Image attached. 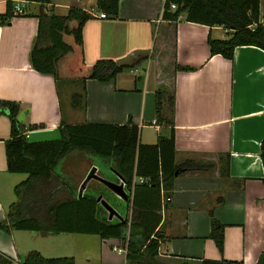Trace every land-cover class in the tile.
<instances>
[{
    "label": "crops",
    "instance_id": "crops-1",
    "mask_svg": "<svg viewBox=\"0 0 264 264\" xmlns=\"http://www.w3.org/2000/svg\"><path fill=\"white\" fill-rule=\"evenodd\" d=\"M5 2L0 0V14ZM17 3L22 4L23 13H11L6 23L0 22V221L14 200L13 186L25 177L6 167L4 145L10 121L2 102L17 104L15 120L22 112L21 121L16 122L25 128L30 142L57 139L61 122L123 124L129 118L138 127V141L152 144L157 135L168 133V127L157 123L154 116V90L162 86L173 92L174 163L191 158L211 168L174 177L170 198L161 200L159 209L156 230L161 237L156 259L168 264H198L202 259L257 264L264 249V173L259 158V143L264 138V50L246 45L235 47L231 59L209 55L207 37L226 38L223 27L189 22L183 15L163 20V0H117L115 18L92 16L83 23V62L111 59L130 65L105 82L86 79L83 107L72 108L70 94L76 91L69 86L81 92V85L55 84L51 75L33 70L29 50L38 16L49 11L62 16L70 6L93 11L95 0H49L43 5L12 1V5ZM258 21L264 23V0L258 1ZM176 65L192 69H175ZM60 87L66 103L61 102ZM79 152L72 150L59 161L78 158ZM224 160L227 176L219 174ZM110 163L105 162L107 168ZM85 165L77 175L83 172L85 176L96 166L92 162ZM82 179L65 173L75 195ZM89 182L81 196L94 193L96 186L93 180ZM210 213L223 225L221 251L208 237ZM12 233L0 230V263L6 258L9 264H20L19 256L27 252L18 248ZM90 235L94 238H84L83 248L81 242L76 244L79 247L74 243L67 247L74 264H124L120 239Z\"/></svg>",
    "mask_w": 264,
    "mask_h": 264
},
{
    "label": "trees",
    "instance_id": "trees-1",
    "mask_svg": "<svg viewBox=\"0 0 264 264\" xmlns=\"http://www.w3.org/2000/svg\"><path fill=\"white\" fill-rule=\"evenodd\" d=\"M12 1L6 0L0 22L11 17ZM48 4L49 0H23ZM259 0H163L161 19L173 21L183 15L184 20L206 26L217 25L227 30V37H207L209 55L231 59L237 46H255L264 50V23L258 21ZM174 4L169 9V4ZM94 12L106 17L117 16V0H95ZM92 18L90 12L70 6L62 15L38 16L37 29L29 50V63L38 73L51 75L55 84L76 82L81 92L70 94L72 108L83 107V82L95 79L105 82L114 78L130 64H117L111 59H96L85 64L82 56L81 27ZM175 69L191 70L186 66ZM155 121L168 127L167 135H157L152 144L138 141V127L129 118L123 124L77 123L58 126L59 137L54 140L30 142L25 128L18 124L14 102H2L10 121L9 138L5 141L6 167L11 173H22L24 179L13 186L14 200L7 206L0 221V230H28L41 233L95 234L99 238L120 239L124 248V264H168L156 259L160 234L161 200L170 198L175 176L185 172L205 171L211 164L191 158L174 163L172 107L173 92L162 86L153 94ZM167 110V113L165 112ZM78 150L109 160L108 169L119 175L127 191V206L113 199L111 205L123 216L121 222L109 219L105 209L95 201L96 195L77 196L72 186L54 171L59 159ZM259 158L264 173V138L259 143ZM219 167V174L227 176V161ZM98 168L99 174L103 170ZM104 175V173H103ZM105 178L109 179L104 175ZM110 179H114L111 175ZM142 178V183L133 182ZM264 179V177H263ZM114 181H117L114 179ZM98 185V184H97ZM100 186V185H99ZM106 200L108 192L104 189ZM99 192V191H97ZM127 211V215H126ZM126 215V216H125ZM223 225L209 214L208 237L218 251L222 247ZM0 264H9L6 258ZM20 264H74L72 257H44L36 250L21 255ZM176 264H194L182 261ZM198 264H241L235 260L202 259ZM257 264H264V249Z\"/></svg>",
    "mask_w": 264,
    "mask_h": 264
},
{
    "label": "rangeland",
    "instance_id": "rangeland-1",
    "mask_svg": "<svg viewBox=\"0 0 264 264\" xmlns=\"http://www.w3.org/2000/svg\"><path fill=\"white\" fill-rule=\"evenodd\" d=\"M69 90L70 91L75 90L76 92H79L78 87L75 85L69 86ZM60 97H61V102L63 103L67 102L65 101V94L63 93V87H60ZM78 154H79L77 155L78 158L70 159V157H67L64 161H58L65 163L54 167V171L58 173L60 176H62L64 179H65V173H74L76 180L80 178L82 179L84 177L83 176L84 174H82L83 172H81V175H77L79 174V167L81 166V171H82L83 168L86 166L85 162L88 163L92 162L103 170L102 174L104 173L106 177H109L110 173L105 165V162H108L109 160H105L97 156L91 155L89 153L87 154L85 152H79ZM91 180H93L94 182L92 183V185L95 184L96 186H98L97 185L98 182L94 181V179H89L85 184V189L87 185L90 184L89 181ZM89 187H91V185ZM11 237L18 246V248H20V250H25V251L36 250L44 257L71 256L70 254H68L69 253L68 252L69 250L67 249L68 246H71L72 243H74V245L76 246V244H79L81 242V248H83L82 242L84 238H94L93 235L90 234L86 235L80 233H60L54 236L53 235L41 236L36 232H32L28 230H13ZM79 238H81V241Z\"/></svg>",
    "mask_w": 264,
    "mask_h": 264
},
{
    "label": "water",
    "instance_id": "water-1",
    "mask_svg": "<svg viewBox=\"0 0 264 264\" xmlns=\"http://www.w3.org/2000/svg\"><path fill=\"white\" fill-rule=\"evenodd\" d=\"M22 114L23 113L20 112L17 115L16 117L17 121H21ZM110 171L115 175L117 181H110L109 179L105 178L103 174H99L98 168L96 166H91L79 184V187L77 189V196H81V192L85 187L87 181L89 179H94V181L98 182V186L95 185L96 187L93 189L94 194L96 195L95 201L99 202L100 205L106 210L108 220L113 216L116 217L119 221L123 222L124 221L123 216L113 207V205H111L110 201H115L113 199H118V200L121 199L123 201H126L127 193L124 191L122 187L123 182L121 177L116 173H114V171L112 170ZM102 189L108 192L107 194V197L109 198L108 200L102 197L103 194ZM19 258L21 259V256H19Z\"/></svg>",
    "mask_w": 264,
    "mask_h": 264
},
{
    "label": "built area",
    "instance_id": "built-area-1",
    "mask_svg": "<svg viewBox=\"0 0 264 264\" xmlns=\"http://www.w3.org/2000/svg\"><path fill=\"white\" fill-rule=\"evenodd\" d=\"M174 8V4H169V9H173ZM90 14L92 16H95L97 18H105V14L103 12H94V11H89ZM23 13V6L21 3H17L15 5H13L12 7V15H20ZM145 180L142 179V178H136V179H133V182H136V183H142L144 182ZM122 187L124 189V184L122 183ZM125 190V189H124Z\"/></svg>",
    "mask_w": 264,
    "mask_h": 264
}]
</instances>
